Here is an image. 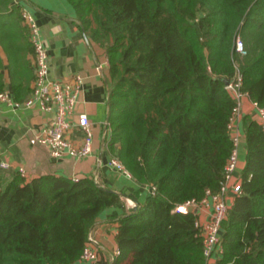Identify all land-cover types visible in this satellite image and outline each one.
I'll list each match as a JSON object with an SVG mask.
<instances>
[{"label": "trees", "instance_id": "obj_1", "mask_svg": "<svg viewBox=\"0 0 264 264\" xmlns=\"http://www.w3.org/2000/svg\"><path fill=\"white\" fill-rule=\"evenodd\" d=\"M68 1L106 57V149L154 187L118 218L110 264H204L195 212L173 208L216 191L224 177L235 98L216 76L238 71L240 90L264 102V0ZM22 7L0 0V91L19 100L25 87L15 76L30 71L34 55ZM237 35L245 54L236 51ZM243 130L241 192L211 264H264V126L244 116ZM120 201L92 175L28 178L0 167V264L78 262L98 215Z\"/></svg>", "mask_w": 264, "mask_h": 264}, {"label": "crops", "instance_id": "obj_2", "mask_svg": "<svg viewBox=\"0 0 264 264\" xmlns=\"http://www.w3.org/2000/svg\"><path fill=\"white\" fill-rule=\"evenodd\" d=\"M19 1L39 25L40 36L48 48L51 76L72 79L75 74H80L83 78L76 110L84 111L89 116L93 133L92 151L78 158L52 156L46 146L29 141L42 128L49 114L37 107H14L0 101V160L9 161L13 169L23 166L28 178L44 173L62 174L72 178L92 175L102 186L119 193L120 203L102 211L90 229L89 235L96 247L97 258L89 262L74 263L110 264L117 247L115 232L118 218L142 204L150 193V187L139 184L132 176H127L109 164L111 156L105 145L104 125L107 121V93L110 83L106 57L102 48L92 43L89 38L88 41L85 40L84 31L68 0ZM0 52L2 53L1 48ZM27 56L30 58V71L15 76V80H20L28 88H24L23 98L30 93L34 77V55L28 53ZM5 75L6 81H9L8 70H5ZM244 116H250L259 122L249 97L242 99L241 116L237 122L241 136L234 178L240 177L245 163ZM72 136H76V133H72ZM225 198L231 205L234 199L231 192L226 193ZM210 210V204L200 206L196 215L203 221L209 217Z\"/></svg>", "mask_w": 264, "mask_h": 264}, {"label": "built area", "instance_id": "obj_3", "mask_svg": "<svg viewBox=\"0 0 264 264\" xmlns=\"http://www.w3.org/2000/svg\"><path fill=\"white\" fill-rule=\"evenodd\" d=\"M23 23L28 28L29 38L34 49V77L30 93L23 99H16L8 89L0 91V101L14 107H37L49 114L42 128L35 132L29 141L32 144L46 146L54 157H84L92 151L93 133L89 116L84 111H77L76 104L81 90L82 76L75 74L72 79H61L50 74V58L48 48L40 36L39 25L26 7L21 10ZM235 48L240 54H245L244 42L240 35L235 38ZM233 82L227 87L233 92L235 105L232 109L227 124L228 132L232 140V150L225 164L224 177L216 191L205 190V195L200 199L189 198L177 204L173 210L176 212L194 211L196 214L200 206L211 205L209 217L201 221L197 215L195 225L202 234L204 264H211L222 252L220 229L221 222L226 217L230 204L226 201L225 194L231 192L235 196L241 192V181L234 178V171L238 163V152L241 133L237 127L241 116V103L246 92L240 90L241 74L236 71ZM256 110L258 120L264 126V102L258 103L251 99ZM107 125V121L104 122ZM76 133V136H72ZM109 164L131 176L123 163L115 156H111ZM0 167L11 168V163L0 160ZM17 171L26 176L23 166H18ZM154 192V187H150ZM119 252L118 246L115 254ZM97 258L96 247L89 235L88 242L82 249L79 261L89 262Z\"/></svg>", "mask_w": 264, "mask_h": 264}, {"label": "water", "instance_id": "obj_4", "mask_svg": "<svg viewBox=\"0 0 264 264\" xmlns=\"http://www.w3.org/2000/svg\"><path fill=\"white\" fill-rule=\"evenodd\" d=\"M83 36H84L85 40L88 41V37H87V35L85 33H83ZM216 77L221 79L224 82L225 86L230 85L233 82V79H234L233 77H225V76H216ZM106 119H107V116H106ZM105 129H106V126H105ZM189 210H191V208H189Z\"/></svg>", "mask_w": 264, "mask_h": 264}, {"label": "rangeland", "instance_id": "obj_5", "mask_svg": "<svg viewBox=\"0 0 264 264\" xmlns=\"http://www.w3.org/2000/svg\"><path fill=\"white\" fill-rule=\"evenodd\" d=\"M22 22H23V20H22ZM24 24V23H23ZM28 29V28H27ZM244 48H245V50H246V47H245V45H244ZM103 50V49H102ZM102 128V127H101Z\"/></svg>", "mask_w": 264, "mask_h": 264}]
</instances>
